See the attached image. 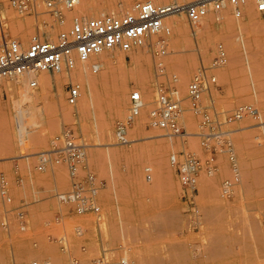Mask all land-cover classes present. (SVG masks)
<instances>
[{"label": "rangeland", "instance_id": "1", "mask_svg": "<svg viewBox=\"0 0 264 264\" xmlns=\"http://www.w3.org/2000/svg\"><path fill=\"white\" fill-rule=\"evenodd\" d=\"M86 1L80 0L73 10H66V22L61 24L47 12L41 1L36 3L33 10L21 12L13 5L12 0H0V45L4 38L16 39L23 46H27L34 35L47 40L40 34L45 25L54 28L51 39H55L63 29L68 27L73 14L84 16L81 10ZM92 1L104 7L109 6L110 3L119 6L123 2V0ZM190 1L193 0L179 2ZM136 2L137 0L133 1V6ZM173 2L176 0L158 1L159 4ZM133 6L129 10H132ZM250 7L256 14V20L249 28L235 27L229 32L221 29L223 15L227 14L233 22L236 21L235 24L243 23L247 19V9ZM209 8L207 15L196 24L189 22L185 11L175 14V16H183L189 27L190 38L182 47L186 51H178L175 42L170 40L173 30L168 34L160 32L156 34V38L150 37L140 48L129 50L117 48L126 57L122 68L129 75L139 70V57L143 54L149 55L151 96L149 98L144 96L142 87L133 78L129 80L127 108L125 114L115 119L109 140L102 141L95 134L86 135L82 127L96 126L95 114L98 110L93 98L96 93L109 97L111 80L100 82L90 88L81 83L82 97L92 99L88 105L89 109L87 110L86 107L84 110H87L84 115L79 110L82 97L74 106L66 101L68 85L78 81L80 83V80L72 81L70 78L65 80L61 73L47 71V75L53 80L60 76V80H63V96L69 105V110L67 109L66 113L63 112L64 114L61 109L51 108L50 96L39 98L31 96L34 93H41L43 89L38 78L37 86L29 85L30 88L27 86L28 97L25 95L24 88L22 91L25 90V92L22 93L5 85L0 86V122L5 124L7 130L5 133L10 136L13 143L10 151H0V177H3L7 183L6 191L10 197L8 201L0 188V264H15L17 251L29 247L35 252L21 264H32L35 260L39 264H67L72 258H77L80 264H98L97 258L104 254L107 257V263L103 264H122L121 260L125 258L127 264H264V89L256 88L253 84L255 76H260L264 80V15L256 10L254 3L244 6L240 17L235 16L228 4L218 12L212 10L210 5ZM129 10L118 9L115 15H124ZM84 17L92 18L87 15ZM166 22L164 19V23ZM19 23L29 29L26 38L14 35L13 29L20 25ZM11 26L13 29L8 28ZM197 27L200 32L208 33L209 38L202 37L200 33L195 34ZM253 39H255L254 43ZM163 41L165 53L161 54L159 48ZM231 42H235L240 50V76L243 80L241 84L232 82L233 84L229 85L224 78L231 63ZM219 43L225 46L228 61L225 65L213 70L217 76V85L210 94L203 95V104L206 106L203 112L211 116L216 114L222 122L221 129L230 132L211 140V146L215 148L213 167L211 170H203L199 175L192 204L185 198L171 155L186 150L196 153L203 161L209 160L211 156L210 151L202 145V138L199 135L202 113L192 107L187 93L188 84L198 71L200 64L211 62ZM115 51L110 54L113 59L111 67L120 66L116 60ZM98 58H94L87 64L89 74L95 78L101 77L110 67L108 65L94 67L93 62L103 61ZM183 59L193 62L194 68L187 81V87L180 88L177 86V77L181 73ZM158 61L163 63L164 74L162 75H158L156 71ZM65 71L69 73V70L65 69ZM41 73L42 71L37 72V76ZM160 81L170 88L174 96L181 99L182 111L179 122L183 135H170L166 130L150 125L149 113L155 105L156 87ZM134 90H141L144 106L133 121L127 124L126 136L129 141L123 143L117 138L116 126L118 122L126 121L130 112V94ZM241 104H252L257 109V113L247 114L242 119L228 122L227 117ZM54 118L59 120L52 126L50 121ZM65 128H70L76 140L84 145L86 168L83 174L90 170L97 177L99 189L96 202L100 206L98 215L92 212L78 214L70 203L57 198L59 193L71 187L67 165L64 162H51L42 170L38 168L40 154L54 146L55 137ZM37 131L46 134L48 143L45 142L46 144L41 146L32 144L31 138ZM1 135H4L2 131H0V138H2ZM157 142H164L170 146L166 181L157 183L160 179L158 173L160 168L157 162L162 161L161 151L155 153L157 159L155 165L147 158L145 166L143 165V172L134 170L135 175H139V182L132 179L131 172L135 166H133L132 157H128L127 150L135 145ZM228 142L231 145H227ZM231 146L241 178L239 177L230 195H227L223 193V182L234 174L228 150ZM111 149L118 153L117 157L109 156L108 152ZM93 152H97L98 157L93 156ZM150 166L151 178L148 179L147 167ZM212 179L217 180L216 190L212 188V185L205 188V182ZM222 201L235 202V206L231 207L233 210L227 215L228 221L222 224L220 231L218 229V234L221 233L223 240L215 244L212 236L217 235V228L216 226L214 228V223L219 218V206ZM214 203L216 205H213ZM260 203L263 207L256 212L257 205ZM193 206L199 209V216L194 214ZM168 207L173 208L175 214L164 216L162 229L154 234L153 214L159 215L164 208ZM253 213L257 214L256 224L260 228L258 232L254 229ZM160 216L163 217L161 214ZM166 220L170 221L167 223ZM147 234L157 235V238L150 242L146 238Z\"/></svg>", "mask_w": 264, "mask_h": 264}, {"label": "built area", "instance_id": "2", "mask_svg": "<svg viewBox=\"0 0 264 264\" xmlns=\"http://www.w3.org/2000/svg\"><path fill=\"white\" fill-rule=\"evenodd\" d=\"M41 1L47 12L57 22H66L65 11L73 10L80 0H12V3L21 12L33 10L36 3ZM232 9L235 16L242 15L241 6L246 3H254L256 10L264 15V0H193L178 6V3L158 4L153 0L136 2L130 12L124 15L105 14L92 18L74 16L67 28L63 29L55 39H42L34 35L27 46H23L16 39L4 38L0 45V77L17 76L24 72L57 71L63 67L72 68L76 61H85L91 55L110 48L129 50L133 46L140 45L153 35L160 32L168 34L170 29L164 23V18L183 7L191 24H196L211 9L218 12L225 4ZM164 41L160 44L159 52L165 53ZM158 54V53H157ZM228 55L222 43L217 44L216 54L209 64L201 63L198 71L188 84L187 97L192 107L202 113V124L199 135L202 145L211 153L209 160L203 161L196 153L182 151L171 155L183 190L185 198L194 203L197 191L198 178L205 169H212L214 160L211 140L230 131L221 129L222 122L216 116L203 112L206 106L203 104V95L211 93L217 85V76L214 69L225 65ZM158 75L164 74L162 61L156 63ZM30 86H37L35 79L31 80ZM157 97L155 105L150 110V125L164 129L170 135H183V129L179 118L182 111L181 99L174 96L170 88L163 82H158L156 87ZM81 95L79 83H70L67 87V102L76 105ZM212 103V102H211ZM144 106V100L140 91L134 90L130 94V112L126 121L118 122L116 135L119 142H128L126 136L127 124L140 113ZM212 107V105H210ZM257 109L252 104H241L236 107L227 117V121L242 119L245 115L255 114ZM213 117V118H212ZM230 144L229 142L227 145ZM231 145V144H230ZM231 155L234 175L223 182V193L230 195L234 185L239 180V170L232 146L228 147ZM51 162L67 165L71 180L69 190L59 193L63 202L70 203L78 214L92 212L100 213V206L96 202V194L99 189L96 175L90 170L83 174L85 164L84 145L79 143L70 128H65L60 135L54 139V146L40 154L38 168L44 169ZM147 173L151 171L147 167ZM7 183L0 177V188L8 201L10 197L6 191ZM194 214H199V209L193 206ZM22 214V212H20ZM98 264L107 263V257H98ZM32 264H39L37 260ZM48 264V263H47ZM67 264H80L77 258H72Z\"/></svg>", "mask_w": 264, "mask_h": 264}, {"label": "bare ground", "instance_id": "3", "mask_svg": "<svg viewBox=\"0 0 264 264\" xmlns=\"http://www.w3.org/2000/svg\"><path fill=\"white\" fill-rule=\"evenodd\" d=\"M133 1L134 0H123L122 5L118 6L117 4H111L110 3L109 6L104 7V6H102V4L95 3L92 0H87L85 2V5H84L83 9L81 10V12L84 13V16L87 15L89 17H93V16H96V15L97 16L98 15H105L106 13L115 15L117 13L118 9H127V10H129L131 8V6H133ZM139 1H143V0H137V2H139ZM153 1L155 3H158L159 0H153ZM179 1L180 0H176V2H173V3H178V6H181V5L186 3V2H179ZM82 3H84V2H82ZM249 4L251 5L253 3L243 4L242 5L243 7L241 6V10H242V8H244V6H247ZM226 5H227V3L225 4V6ZM225 6H224V8H225ZM76 11H78V9ZM130 11L131 10H129V12ZM177 12H180V13L184 12L183 7H179L174 12L168 14L164 19L167 21L166 23H168L169 25H167L166 23H165V25H167L169 27L170 31L173 30V34L170 36V40L175 42V44L178 47L177 50L178 51H186V50H183L182 47L186 45L185 41H187L188 38H190V35H189L190 31H189V27H188L184 17L183 16H175V14ZM76 15L77 14H73L71 19L74 16H76ZM77 16H79V15H77ZM84 16H81V17L86 18ZM71 19H70V21H71ZM255 20H256V14L253 11V9H251V7H250V8L247 9V19L245 21H243V23L239 22L238 24H235L234 22H236V21L233 22L227 14L223 15V18H222V21H221V23H222L221 29L224 32L225 31L229 32L230 30L234 29L235 27H239L240 29L249 28L250 25H252L255 22ZM12 26L8 27V28L13 29ZM28 27L30 28V26H28ZM13 30H14L13 32L15 33L14 34L15 36H20L22 38H26L28 36V34H29V29L27 27H25V26H22L21 24L15 26ZM53 33H54V28L52 26L45 25V27H43L41 29V33L40 34L44 35L47 39H51V37L53 36ZM199 33L202 34V37L207 38V39L209 38V34L208 33L200 32V29L198 28V29H196L195 34H199ZM153 36H155V38L157 37V35H153ZM153 36H152V38H153ZM254 40L255 39H253V43H254ZM145 43H146V41L143 42L140 45L133 46L132 49L140 48V47L144 46ZM146 47H147V45H146ZM230 50H231V60H230L231 63L229 64V66H228V68H227V70H226V72L224 74V78L226 80V83L229 84V85L232 82L235 83V84L236 83L241 84L243 82V80L241 79L242 76H240L241 75V70H240V68H241V66H240V50H239L238 45L235 42H231ZM114 51H115V53L117 55V59L116 60L120 64L119 67H111V65L113 64V59L111 58L110 54L113 53ZM97 57L101 58L103 61L99 62V63L96 62V61L93 62L94 67L98 68L100 65H106V66L108 65V66H110L109 69L107 71H105L104 74L101 77H99V78H95L94 76H91L89 74L88 68H87V64L89 62H92V60L94 58H97ZM125 60H126V57H125V55L123 53H121V51L117 50V48H110V49L101 50V51L91 55L85 61H76L74 67H72V68L63 67V68H61V69H59L57 71H54V72H58V73L63 74V78L65 80L68 79V78H70L72 81L80 80V83L78 81L80 86H81V83H82L84 85H88L89 88L99 84L100 82H106L108 80H111L110 82L112 83V86H111V91H110L109 97H106V96L103 97V95H101L100 93H96L95 98H93V99H95V104H96L97 110H98V112L95 114L96 117H97V122H96L97 124H95L96 126H94V125H84V127H82V128H83V132L86 135H90L91 136V135L95 134V135H97L99 137V139L101 138L102 141L103 140H109L111 138V136H112V128H113V124H114L115 119L120 117V116H122L123 114H125V111H126V108H127V91H128V88H129V80L130 79L133 78L142 87V94L144 93L143 94L144 96H147L148 98H149V96H151V86H150V78H149L150 77V71H151V60H150L149 55L143 54V55H141L139 57V59H138L139 70L135 74H130L129 75L122 68L124 66V64H125ZM77 65H78V67H77ZM181 65H182L181 73H180L179 77H177V86L180 87V88L181 87L184 88L185 86L187 87V81L189 80V78H190V76L192 74L194 65H193V62L188 61L187 59H183ZM88 66L90 67V65H88ZM75 67H77V68H75ZM174 68H176V67H174ZM65 69L69 70V73H67L65 71ZM177 69H179V68H177ZM256 69H258V68H256ZM239 76H240V78H238ZM37 78L39 79V81L43 85V89H41L42 90L41 93H34L31 96L35 97V98H39L40 96L41 97L42 96H44V97L50 96L51 108H58V109L62 110V113L63 112L66 113L67 109L69 110V105H68L69 103L68 102H67L68 104L66 103L67 100L65 101L64 96H63V91H62V87H63L62 86V81L63 80L62 81L60 80L61 76L58 79H55L56 78L55 77L54 78L55 80H53L49 75H47V70H43L42 73L40 74V76H37V72H24L22 74L17 75V77L16 76H2V77H0V86L1 85L2 86L5 85L7 87H10L14 91H20L22 93H24L25 90H26V92H25L26 94L25 95H27V97H28L29 96L28 87L30 85V82L33 79L38 81ZM73 83H75V82H73ZM253 84H254V86L256 88L264 89V80L260 76L259 77L258 76L257 77L256 76L253 77ZM23 88L25 89L24 91H22ZM175 93H177V92H175ZM21 97H22V95H21ZM81 97H82V89H81V95L79 97L78 102L80 101ZM91 100L92 99L88 100L86 97H84L82 99L81 106L79 107V110L81 111L80 113H83V115H84L87 112V110L89 109L88 105L91 103ZM238 100H240V99H238ZM78 102H77V104H78ZM92 103H94V102H92ZM86 107H87V110L84 111L86 109ZM94 110H96V109H94ZM63 118H64V115H63L62 119ZM65 118H66V116H65ZM58 120H55V118L51 119V121H50L51 123L50 124L52 126H54V125L57 124ZM4 125H3V123L0 122V131H2V133L4 134V135H1L2 138H0V151L8 152L13 147V143L10 140V136L6 135L5 132H7V130H6V127ZM51 125H49V126L47 125V126L50 128ZM20 128H21V126H20ZM20 128H19V130H20ZM23 129H24V127H23ZM19 133H20V131H19ZM23 133H24V131H23ZM18 137H20V136H18ZM47 138H48V136H47ZM20 139H22V138H20ZM31 139H32V144L34 146H41V145H44L45 142H47L46 141V134L43 133V132H40V131L39 132L37 131L36 134H34V137L31 138ZM29 141H31L30 138H29ZM161 141H163V140L161 139ZM254 141H256V140H254ZM99 144H101V143H99ZM169 148H170L169 144H166L164 142H157V143H150V144L135 145V146L131 147L129 150H127L128 152H126V153H127L128 157H130V156L132 157L133 166H135L134 169L131 172L132 179H136V181L138 180V182H139V179H140L139 175L138 176L135 175L136 172H134V170L136 169V171L143 172V165L145 163V159H147V158L149 159L148 161L152 162L155 165L156 161H157V159L155 157V155H156L155 153L157 151H161L162 152V161H158L157 162L158 165H159V168H160V172L158 170V173L160 175V179H158L157 183L164 182V180L166 181V179H167L166 175L168 174L167 173L168 172V170H167V156H168V153H169ZM171 149H173V148H171ZM32 151H33V149H32ZM108 153L110 154L109 156H112L113 158L118 156V153L115 152L112 149ZM98 155L99 154L97 152H93V156L98 157ZM150 168H151V166L149 167V170H150ZM147 176H148L147 178L150 179L151 178V172L149 174H147ZM230 176H232V175H230ZM211 185H212V188L215 189L217 187V180L216 179H212V180H209V181L205 182V188L206 189H207V187H211ZM57 198H59V197H57ZM220 204H219L220 205L219 206L220 213H219L218 220L216 219V217H213V218H215L217 220V221L215 220L216 222L214 221L215 222L214 223L215 224L214 228L216 226L217 235H213L212 236L213 240H214L213 242L215 244H218L221 240H223L221 233L218 234V229L220 231V227L223 226L222 224H224L226 221H228L227 215L231 212V210H233L231 207L235 206V202L228 203V202H223L222 201ZM213 205H216V203H214ZM217 207H218V205H217ZM262 207H263V204H261V203L258 204L257 208H256L257 210L255 209L256 212L258 210H260ZM212 213L215 214V212H212ZM160 214L163 215V217H161V216L159 217ZM160 214L159 215L158 214H153V216H152L154 234H155V232H160V230L162 229L161 228L162 224L165 221V219H163L164 216L165 217L168 216V215H170V216L172 215L173 216L175 214V210L173 208H169V207L168 208H164V210ZM252 216H253L255 232H258V228L259 227L256 224V220H257L256 216H257V214L253 213ZM212 220H214V219H212ZM168 221H170V220H168ZM168 221L166 220L167 223H168ZM209 221H210V219H209ZM209 221H208V223H209ZM134 232H136V230ZM212 232H215V231L212 230ZM154 234H147L146 238L150 242H153V241H155L154 239L157 238V235H154ZM261 244H263V243H261ZM163 246H164V244H163ZM216 246L219 247L218 245H216ZM159 247H160V245H159ZM217 247H215V248H217ZM243 248L245 249V247H243ZM209 249H210V247H209ZM168 250H169V248H168ZM210 250L212 251V248ZM206 251H209V250H206ZM34 252H35V250L31 249L30 247L18 250L16 255H15V264H21L23 260H25L28 257L30 258V256ZM198 252H200V251H198ZM212 253L213 252H211V254ZM166 255H168V254H166ZM203 255H204V253H203ZM160 262H161V260H160ZM121 263L122 264H127L126 258L122 259ZM192 263H193V261H192Z\"/></svg>", "mask_w": 264, "mask_h": 264}]
</instances>
